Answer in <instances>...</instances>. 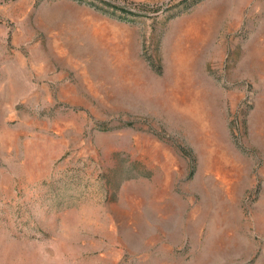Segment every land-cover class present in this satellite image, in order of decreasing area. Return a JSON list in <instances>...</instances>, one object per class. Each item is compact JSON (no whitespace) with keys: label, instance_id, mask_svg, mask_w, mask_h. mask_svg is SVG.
Listing matches in <instances>:
<instances>
[{"label":"rangeland","instance_id":"1","mask_svg":"<svg viewBox=\"0 0 264 264\" xmlns=\"http://www.w3.org/2000/svg\"><path fill=\"white\" fill-rule=\"evenodd\" d=\"M0 264H264V0H0Z\"/></svg>","mask_w":264,"mask_h":264}]
</instances>
